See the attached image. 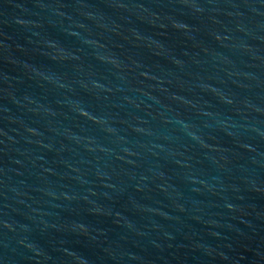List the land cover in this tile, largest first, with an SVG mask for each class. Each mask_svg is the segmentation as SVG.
Instances as JSON below:
<instances>
[{
  "label": "water",
  "instance_id": "1",
  "mask_svg": "<svg viewBox=\"0 0 264 264\" xmlns=\"http://www.w3.org/2000/svg\"><path fill=\"white\" fill-rule=\"evenodd\" d=\"M0 264H264V0H0Z\"/></svg>",
  "mask_w": 264,
  "mask_h": 264
}]
</instances>
